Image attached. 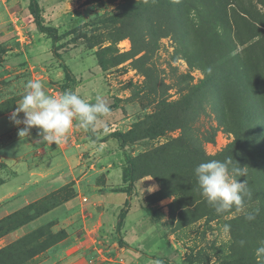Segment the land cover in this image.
<instances>
[{"label": "rangeland", "instance_id": "374dc122", "mask_svg": "<svg viewBox=\"0 0 264 264\" xmlns=\"http://www.w3.org/2000/svg\"><path fill=\"white\" fill-rule=\"evenodd\" d=\"M31 1L0 0V264H264V0H34L54 47ZM29 80L110 114L59 144L19 135ZM212 159L246 181L243 210L201 195ZM78 193L94 208L42 213Z\"/></svg>", "mask_w": 264, "mask_h": 264}, {"label": "clouds", "instance_id": "9594fccd", "mask_svg": "<svg viewBox=\"0 0 264 264\" xmlns=\"http://www.w3.org/2000/svg\"><path fill=\"white\" fill-rule=\"evenodd\" d=\"M25 87L26 92L10 119L16 125L25 126L19 135L29 134L33 127L39 128L42 142L59 144L66 139L74 121L77 127L94 129L99 119L108 116L111 111L101 95H96L95 102H87L71 90H66L58 96L48 95L39 80H29ZM20 113L24 114L23 119L18 118ZM194 172L201 195L218 214L233 207L237 211L243 210L245 197L251 193L246 181L235 179L229 173L225 162L216 159L201 162ZM233 172L242 176L239 169H234ZM246 219L251 221L255 216L249 213ZM224 230L227 232L228 226H225ZM240 243L243 245L244 241ZM256 256L258 261L264 258V242L256 249Z\"/></svg>", "mask_w": 264, "mask_h": 264}, {"label": "trees", "instance_id": "16d2710c", "mask_svg": "<svg viewBox=\"0 0 264 264\" xmlns=\"http://www.w3.org/2000/svg\"><path fill=\"white\" fill-rule=\"evenodd\" d=\"M160 1L161 0H136V3L140 6L141 9H145L148 6H151L152 3H159ZM29 10H30V13L34 16V21H33L34 25L37 27V29L40 32L46 33L47 35H49L51 37L53 47H54V44L61 38L60 35L58 34L57 28L55 26H52V25H45L44 24L43 17L40 14V10L38 9V6L34 2V0H32L30 2ZM53 53L57 58L59 57V55L57 54L56 51L53 50ZM124 175H125V172L123 171V177H124ZM53 206H55V205H53ZM50 209H51V207H47L42 211V213H45ZM124 244H126V243H124Z\"/></svg>", "mask_w": 264, "mask_h": 264}, {"label": "crops", "instance_id": "0c3cea01", "mask_svg": "<svg viewBox=\"0 0 264 264\" xmlns=\"http://www.w3.org/2000/svg\"><path fill=\"white\" fill-rule=\"evenodd\" d=\"M44 190V189H43ZM93 196V195H92ZM85 196H82V194L81 193H78V195H76L75 197H73L72 199H70V200H68V201H66V202H64V203H62L61 205H59V206H56L55 208H53V209H51L50 211H48V212H46V213H44V215H46L47 213H49V212H52L53 210H55V209H58V208H65V207H67V208H74L75 209V211H74V213H76L77 212V209L78 208H80L81 206H83L84 204H85V206L87 207V209H89L90 208V210L91 209H93L94 208V206H95V204L96 203H93V202H85V203H83V201H82V198H84ZM94 198V200L97 202V204H100V203H103L104 201V199H105V197H104V195L103 194H100L99 196L98 195H96V196H93ZM73 200L75 201V200H80L79 201V203H77V204H71L72 202H73ZM98 206H101V205H98ZM43 215V216H44ZM71 217H72V215H69L67 218H68V220H70L71 219ZM127 219H128V217H127ZM69 238H73V235H69ZM76 243V241L75 240H71L70 241V243H69V246H71V247H73V245Z\"/></svg>", "mask_w": 264, "mask_h": 264}, {"label": "built area", "instance_id": "2783aa9c", "mask_svg": "<svg viewBox=\"0 0 264 264\" xmlns=\"http://www.w3.org/2000/svg\"><path fill=\"white\" fill-rule=\"evenodd\" d=\"M16 21V20H15ZM16 29L18 30V33L20 34V31H19V28H18V25H16ZM21 35V34H20Z\"/></svg>", "mask_w": 264, "mask_h": 264}]
</instances>
